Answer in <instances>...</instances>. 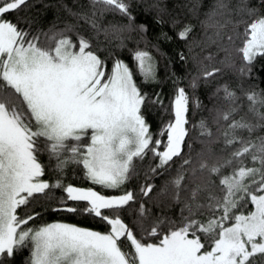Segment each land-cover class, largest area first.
Instances as JSON below:
<instances>
[{"label":"snow or ice","instance_id":"obj_1","mask_svg":"<svg viewBox=\"0 0 264 264\" xmlns=\"http://www.w3.org/2000/svg\"><path fill=\"white\" fill-rule=\"evenodd\" d=\"M201 5L150 41L133 0H0V264H264V0Z\"/></svg>","mask_w":264,"mask_h":264},{"label":"trees","instance_id":"obj_2","mask_svg":"<svg viewBox=\"0 0 264 264\" xmlns=\"http://www.w3.org/2000/svg\"><path fill=\"white\" fill-rule=\"evenodd\" d=\"M134 4H138V7L134 8V12L136 15L137 23H148V32L147 37L151 41L154 38V34L160 30L161 27H163L164 31H167L170 35H174V29L170 22V15L176 16L180 24H182L184 21H191L192 23L197 24V28L199 29L198 24V18L193 14L192 11H189V8L195 3V0H158L159 3L166 6L167 11L161 12V15L163 16L165 23L163 25L156 24L153 22V16L157 12V9L154 8H148L145 9V4H152L154 0H133ZM252 3H255L256 0H251ZM33 7L25 10L21 13V15H27L31 13L32 15L39 14L41 17H43L45 21V25L47 22H55L56 17L59 16L60 20H63L67 13L66 10L62 7L63 4L68 5L70 8H77L79 4L85 3V0H32ZM209 0H202L201 5V15L199 16V19H203V9L208 5ZM238 3V0H231V4L234 6ZM47 4L48 7L45 9L44 5ZM187 5V6H184ZM36 10H39V13H37ZM178 14V15H177ZM180 24L177 26L179 27ZM113 43H116V41H113ZM132 44L129 42V47H131ZM141 47H143V42H141ZM176 45L174 43H164L162 42V48L165 52L169 53L170 55L174 54V49ZM150 51H153V54L156 55L154 50L149 49ZM122 57L128 61L131 64V55L125 51L122 54ZM157 59L160 61V66L158 67V74L163 78L164 77V67L163 63L165 62L162 60L158 55ZM181 62L177 59L173 63V67L177 68V71H181L179 69L178 65ZM139 78V77H138ZM182 83L187 84V81H182ZM215 83V82H214ZM260 87H264V82H260ZM212 86H209L211 88ZM172 84L169 80H163V83L160 84H147L145 85V91L152 93L153 91H161L162 95L164 97V103L167 105L169 103V96L171 94ZM187 90V89H186ZM200 98L203 101L205 105L209 104L210 101L207 98V94L205 90L202 88L199 92ZM203 114H207L206 109L204 110ZM201 115V110H196L195 119H199ZM161 110L158 107L150 108L148 111V119L150 123H152V126L155 128L161 121ZM164 119H167V116L164 115ZM196 147H199L197 144ZM69 182L73 183H84V181L81 179L79 171H77L76 175H72L71 172H69V175L67 177ZM159 183V180H157ZM55 196H59L60 192L55 191L53 193ZM40 201H38L39 203ZM45 220L51 221L54 219H63L69 222L77 223L82 226L87 227H93V228H99L103 230V225L98 223L97 221L92 220L91 218L87 217V215H73L68 213H61L59 215L57 214H51L49 216L44 217Z\"/></svg>","mask_w":264,"mask_h":264}]
</instances>
